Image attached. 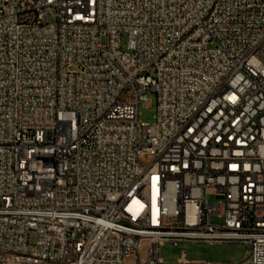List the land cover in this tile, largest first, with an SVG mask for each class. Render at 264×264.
Here are the masks:
<instances>
[{"label":"built area","instance_id":"obj_1","mask_svg":"<svg viewBox=\"0 0 264 264\" xmlns=\"http://www.w3.org/2000/svg\"><path fill=\"white\" fill-rule=\"evenodd\" d=\"M165 242L264 264V0H0V264Z\"/></svg>","mask_w":264,"mask_h":264},{"label":"rangeland","instance_id":"obj_2","mask_svg":"<svg viewBox=\"0 0 264 264\" xmlns=\"http://www.w3.org/2000/svg\"><path fill=\"white\" fill-rule=\"evenodd\" d=\"M102 44H106V38L102 39ZM123 47L126 49L125 37L123 38ZM148 106L141 105L139 119L142 122H148L154 125L157 113V97L151 92L148 95ZM153 160V156H150ZM142 164L148 165V158L141 159ZM35 233H31V240ZM247 245L243 243H204V242H165L160 247L159 260L162 263H176L179 260L189 262H218L221 264H235L242 260L247 253ZM145 256V253H142Z\"/></svg>","mask_w":264,"mask_h":264}]
</instances>
